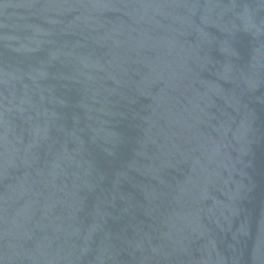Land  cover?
<instances>
[{
    "label": "water",
    "instance_id": "water-1",
    "mask_svg": "<svg viewBox=\"0 0 264 264\" xmlns=\"http://www.w3.org/2000/svg\"><path fill=\"white\" fill-rule=\"evenodd\" d=\"M0 264H264V0H0Z\"/></svg>",
    "mask_w": 264,
    "mask_h": 264
}]
</instances>
